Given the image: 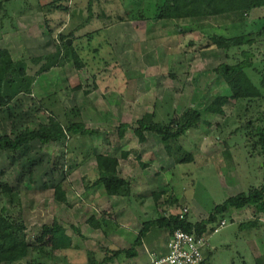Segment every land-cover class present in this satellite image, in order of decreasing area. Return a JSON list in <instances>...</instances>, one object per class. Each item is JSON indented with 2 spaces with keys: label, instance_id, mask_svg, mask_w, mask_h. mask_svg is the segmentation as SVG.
I'll return each mask as SVG.
<instances>
[{
  "label": "rangeland",
  "instance_id": "rangeland-1",
  "mask_svg": "<svg viewBox=\"0 0 264 264\" xmlns=\"http://www.w3.org/2000/svg\"><path fill=\"white\" fill-rule=\"evenodd\" d=\"M47 1L12 0L5 3L8 15L4 19L3 43L10 48L15 60L55 51V40L61 31H65L63 29L70 17L60 12L50 15V26L54 29V34L50 33L41 9V4ZM87 1L72 0L84 8L88 15ZM93 2L92 21L77 33L75 40L71 39L84 65L78 69L73 60H68L63 67H56L40 78L38 85L20 94L11 106L0 110V135L9 133L14 137L26 126L33 128L47 122L49 109L44 105L49 107L54 99L57 102L51 110L63 122L67 116L72 115L68 110L75 106L73 103H78L76 105L81 108L80 112L84 111L82 116L85 114L86 124L105 133L99 136L84 135L82 138L71 135L66 140L48 144L37 140L15 155L11 151H4L0 156V185L8 182L21 191L29 241L34 242L42 226L52 223L55 218L60 219L68 234L74 237L77 248L58 250L53 254L46 248L47 253L41 255V260L47 264H87L88 249L94 250L101 259L108 247L129 246L131 235L122 234V239L116 237L115 233L112 234L115 231L118 233L121 224L126 223L120 217V209L116 211L112 208V202L108 198L91 201L84 196L81 182L83 170L77 167L89 144L117 151L115 144L120 139L117 127L121 123L131 126L126 130L128 139L124 145H132L131 140L138 138L133 133L136 119L146 110L155 108L156 121L165 123L170 113L175 112L185 120L191 115L192 108H199L203 112V118L211 121L213 126H195L180 137L179 141L185 150L194 154V161H174V167L165 170L161 178L157 176L160 173L158 168V173L155 170L149 177L141 176L146 178V182H150L147 198L141 204L143 206L144 203L142 210L140 202L132 198L136 206H133V210L138 212L137 222L154 217H146L145 214L151 212L154 215L155 203L157 212L164 208L167 203L165 201H160L162 205L158 208L162 196L156 200L150 193L157 192L160 187L169 186L165 190L177 197L176 209L182 212L184 208H188L191 220L197 221L202 218V214L209 215L217 204L223 203L228 197L264 184V154L262 147L257 148L254 141L246 136V131L249 130L244 128V124L248 119L244 116L239 118L237 114L240 112L241 115L243 109L229 102L224 107V113L208 111V106L217 95H230L231 91L224 78L213 71L227 60L225 50L217 47L202 48L201 44L206 42L205 36L208 33L215 31L235 35L242 32L243 26L233 24L234 19L229 15L202 19H156L155 12L148 8L147 0H139L137 3L134 0ZM125 7L132 14H142L144 17L121 20L120 15ZM259 11L263 16L264 8ZM5 13L4 11L3 14ZM254 18L252 13L247 14V20ZM63 22H67L64 27L61 26ZM183 27H187L183 34L175 33L177 28L182 30ZM31 70L29 74L33 75L34 70ZM249 72L254 80H259L254 69ZM97 77H106L103 82L107 87L92 94ZM79 81L83 82L90 95L80 91L79 97L78 92H75L73 86ZM124 81H128V85L122 95L115 91L109 92L116 83L120 86ZM104 93L107 97L102 98ZM52 95L57 98L49 97ZM108 99L126 104L129 113L131 108L134 109L122 120L111 117L107 111L100 113L98 108L105 109L109 106ZM97 101L101 104L95 105ZM118 107L121 113L125 111L123 105L119 104ZM247 113L253 117L259 115L253 107ZM152 136L153 142L163 146L158 134L153 133ZM109 144L111 148L108 147ZM207 157L210 160H206ZM89 167L93 178L94 172ZM147 167L149 166L143 168ZM139 171L138 167L135 174ZM58 182L62 183L67 192V203L55 198L54 186ZM132 201L117 199L118 208L130 206ZM92 214L98 218L105 216L108 221L107 234L102 229L91 230L87 226V220ZM222 217L227 220V226L209 237L210 246L206 249L210 250L204 251L206 254L212 252L211 264H257L254 251L248 243L244 244V238L251 239L257 232L256 229L247 227L241 236H237L239 223L231 221L230 213H226L218 217L216 224ZM73 225L80 228L81 234L74 232ZM152 230L158 241L167 242L170 236L168 230ZM35 255L33 252L29 253L23 259V264Z\"/></svg>",
  "mask_w": 264,
  "mask_h": 264
},
{
  "label": "trees",
  "instance_id": "trees-1",
  "mask_svg": "<svg viewBox=\"0 0 264 264\" xmlns=\"http://www.w3.org/2000/svg\"><path fill=\"white\" fill-rule=\"evenodd\" d=\"M10 1L12 0H0V29H3L4 19L8 15L4 5ZM93 1H87L88 15L85 14L84 8L72 0H48L41 4L45 15V25L52 34H54V29L50 26L52 21L50 15L60 12L70 17L68 24H66L67 22L61 24L62 27L66 24L63 29L65 31H61L58 37L56 36L54 52L15 60L8 48H0V110L8 108L21 93L30 90L37 76L56 67H63L70 59L78 69L84 65L75 45L68 44L67 39L75 40L78 36L77 33L92 21ZM134 1L137 3L136 1L139 0ZM147 2L148 8L155 12L156 19H202L229 15L234 19L233 24L243 26L242 32L235 35H226L215 31L208 33L205 36L206 42L201 44L202 48L217 47L225 50L227 60L215 67L213 71L224 78L231 91L230 95H217L208 106V111L224 113V107L229 102L239 105L240 109H243V113L240 115L238 112V117L244 116L248 119V122L244 124V128L249 130L246 131L247 138L254 141L257 148L262 147L264 154V15L247 20V14L251 10L264 8V0H147ZM4 11L5 14H3ZM120 16H122L121 20L144 17L142 14H132L128 7H125ZM186 28L183 27L182 30L177 28L175 33L183 34ZM31 69L34 70L33 75L29 74ZM252 69L256 71L259 77L258 81L250 75L249 70ZM77 87L79 86H74V89ZM49 97L57 98L56 95ZM56 102L57 100L54 99L49 103V107L44 105L49 109L47 122L40 123L33 128L26 126L14 137L9 133L1 134L0 156L4 151H11L15 155L17 151L30 145L34 140L48 144L66 140L71 135L84 136L98 133L97 130L85 125L82 115H80L79 105L68 110L72 115L67 116L63 122L54 110H51ZM252 107L259 114L256 117L247 113ZM201 125L212 127L213 123L203 118L201 109L192 108L191 115L185 120L173 112L170 113L169 119L165 123L156 121L155 112L144 114L136 120L133 131L140 142L147 139L146 132L158 134L168 155L174 158L176 163H183L194 161L195 156L185 150L179 141L180 137L193 127ZM217 125L219 126V123ZM129 128L131 126L128 123L118 125L120 139L125 137L126 130ZM128 153L124 152L123 156L126 157ZM96 161L98 178L90 186L102 185L108 195L122 196L127 202L130 201L133 184L130 179L119 175L118 157L109 153H101L96 156ZM147 165V163L142 164L144 168ZM54 190L55 198L58 201L68 202L67 192L61 182L55 184ZM153 195L158 200L163 192H155ZM244 206L264 211V184L250 188L248 192L228 197L223 203L214 207L208 218L200 221L191 220L189 213L184 214L183 217L180 214L168 216L161 214L157 217L143 219V227L129 247H108L101 259L97 257L94 250L88 249L87 264H109L120 257L133 258L137 256V247L143 243L146 235L153 228L166 229L169 234L180 228L197 236L207 235L208 237L213 233L219 216L229 213L234 208L239 209ZM87 221L93 228L102 229L104 233H108L106 227L108 221L105 216L98 218L92 214ZM74 232L81 234L78 227L74 228ZM46 248H49V253L53 254L54 251L77 248V245L74 243V237L68 234L66 226L58 218H55L50 224H44L35 241L30 242L23 214L22 193L8 182L2 183L0 185V264H23V259L31 252L36 254L35 257L24 264H47L41 260V255L47 253ZM204 256L202 264H211L212 252L205 253Z\"/></svg>",
  "mask_w": 264,
  "mask_h": 264
},
{
  "label": "crops",
  "instance_id": "crops-1",
  "mask_svg": "<svg viewBox=\"0 0 264 264\" xmlns=\"http://www.w3.org/2000/svg\"><path fill=\"white\" fill-rule=\"evenodd\" d=\"M259 10H260V8L253 9V10H251L250 13H252L255 18H258V17L262 16L261 12ZM3 40H5V31H3V29L1 28L0 29V48H8L10 50V48L7 47L3 43ZM10 52H11V50H10ZM12 56H13V54H12ZM50 72L51 71L46 72V73L38 76L37 78H35L32 86L38 85V83H39L38 80L42 77H45L44 75H46ZM97 79L94 83L95 88H94V90L92 89V91H91L92 94L94 93V91L96 93L98 90L106 89V87H107L104 84V82L106 81V77H102V78L97 77ZM103 79H105L104 82H103ZM124 82H126L125 85L123 84ZM124 82L120 86H117V83H116L114 86H112L113 89L109 90V92L113 93L115 91L118 95H122V93L127 90L126 86L128 85L127 84L128 81H124ZM74 86H79V87H77V89H74V90H76L75 92H78V94L80 93V91L83 94H85V92L87 93V90H86L87 88H85V86L83 85V82L79 81L78 84H74ZM74 86H73V88H74ZM90 94H88V95H90ZM80 96L81 95L79 94V97ZM105 96L107 97L106 93H104V95L102 94L101 97L103 98ZM44 100H46V99L44 98ZM107 103L109 104L108 107H106L105 109L98 108L99 110L98 109L97 110L100 113H105L107 111V113H109L111 115V117H115L116 119L121 118V120H122L124 118V116L130 115L131 110L134 109V108H131L130 113H129L128 112L129 109L126 106V104H122V102H120V101L119 102L118 101L112 102L111 100L109 101V99H108ZM73 104L76 105L78 103H73ZM99 104H101V102H98V101L95 102V105H99ZM119 104H121L125 107V111H123L122 113H121V111L118 110ZM91 108H92V106L90 105L89 109H91ZM83 112L84 111L81 112V115ZM154 112L156 113L155 108L146 110V111L142 112L141 115H139L137 117V119H139L144 114H153ZM84 115L85 114H83V116H82L83 121H84L85 125L87 127H89L86 124V120H85ZM103 133L104 132L98 131V133L93 134V136L94 135L99 136ZM133 133H134V131H133ZM152 134H153V132H146V138L147 139L144 142H140L138 138H135V140L134 139L131 140L132 145H129V144L124 145V142L127 141V139H128V132H126L125 137L123 139H119V143L115 144L116 145L115 148L117 149V151H114V152L112 151V149L104 150V149H100L97 145L89 144L87 146L88 147L87 150L85 151L86 153L82 155V158L78 162L77 169L83 170V173L81 176L82 177L81 182H82L83 188H84V190H83L84 196H87L88 199L91 201H98V200H101L102 198L103 199L108 198L112 202L111 203L112 208H114L116 211H119V209H120V211H119L120 217L126 223L121 224L118 233H116V231H115V232H112V234L115 233L116 237H120L122 239H123L122 234L127 233V234L131 235L132 239L129 243V246L131 245V243L134 240L133 237L135 236L134 238H136V235L139 233V231L142 228V221L137 222L136 213L138 214V212L136 211V209L133 210V206L134 207H136V206L134 205L135 201H132V198L136 199L137 202H140L139 205H140V208L142 210L144 208V203H143V206H141V204H142V201L143 200L145 201L147 198V194L149 193L148 185L150 182V180H149V182H146L145 181L146 178H144V177H149V175L153 174L152 171H155L156 168H158L157 170H159V172L161 174L158 173L157 170H156V173H158L157 176L159 178H161V176H164L163 172L165 170H167L170 167L171 168L174 167L173 163L175 160L172 159V157L168 155V153L165 150V147L161 141V138H160V141H161L163 146L157 145L156 142L152 141V137H153ZM134 135H135V133H134ZM77 137L82 138V136H80V135H78ZM35 141H37V140H34L32 143H34ZM108 147L111 148L112 146H110V144H109ZM124 152L125 153L129 152L126 157L123 156ZM101 153H109L113 156L118 157V159H119V166H118L119 175L121 177L130 179L132 181V184H133L132 197L130 200V201H132L131 202L132 206L131 205L130 206L125 205V206H121V208H118L117 199L123 200L124 198L122 196L108 195L102 185L90 186L98 178V173H97V169H96L97 168L96 167L97 166L96 156L98 154H101ZM206 160H210V159H208V157H207ZM143 163H147L149 167L144 169L142 166ZM89 166L92 167V171L94 172L93 178H91V175H90L91 170H90ZM138 167L140 168V171H139V173L137 172V174H135ZM143 175H147V176L141 177ZM164 180H165V178H164ZM83 181H84V183H83ZM166 185H169V184L167 183ZM168 187L167 188L160 187L157 190V192H160V191L163 192L162 198L159 199V202L160 201L161 202L162 201L167 202L164 204V208L163 209L160 208V206L162 205L161 202H160V204L158 203V208H160V209H159V212H157L156 208H155L156 207V203H155L153 206V209H155L154 215H152L151 212H149V213L147 212L145 214L146 217H149V216L157 217L161 214L166 215V216H168L170 214H180L181 210L180 209L177 210L176 209L177 205L175 204L177 197L172 196L169 190H165V189H168ZM145 191H147V192H145ZM150 193H151V195H153L154 192H150ZM169 194L172 197H170ZM145 211H147V210H145ZM142 213H144V212H142ZM229 213L232 217L231 221L235 220V221H237V223H239V232L237 233V236H241L242 232L247 227L256 229L257 232H255L253 234V237L251 239L244 238V242H245L244 244L248 243L249 247L254 251V255H255L257 264H264V211L263 210L259 211L255 207L244 206V207L239 208V209H232V210H230ZM201 217L202 218H200L197 221L208 218V215L205 214V216H203V214H202ZM125 219H126V221H125ZM222 219H225V218L223 217ZM86 224L91 230L92 229L95 230V228H93L88 221ZM75 227H78V226L73 225V228H75ZM212 234H210L207 237L208 241H207V245L204 248V251L207 247L210 246L209 237ZM168 240H169V238H168ZM168 240H167V242L158 241L157 235H154L153 230L151 229L148 232V234L146 235L143 243L137 247V251H138L137 256H135L133 258H128V259L124 258V257H120V258L114 260L113 262H109V264H126V263H128V264H150V253L151 252L156 251V252L161 253V254L168 252V249H167ZM206 250L209 251L210 249L209 250L206 249Z\"/></svg>",
  "mask_w": 264,
  "mask_h": 264
},
{
  "label": "built area",
  "instance_id": "built-area-1",
  "mask_svg": "<svg viewBox=\"0 0 264 264\" xmlns=\"http://www.w3.org/2000/svg\"><path fill=\"white\" fill-rule=\"evenodd\" d=\"M188 212L189 209L184 208L180 212L181 217ZM227 223L226 219L220 220L213 228V233L219 232ZM207 239V235L197 236L183 229H176L169 236L168 252L164 254L151 252L150 264H202L205 259L204 248Z\"/></svg>",
  "mask_w": 264,
  "mask_h": 264
},
{
  "label": "water",
  "instance_id": "water-1",
  "mask_svg": "<svg viewBox=\"0 0 264 264\" xmlns=\"http://www.w3.org/2000/svg\"><path fill=\"white\" fill-rule=\"evenodd\" d=\"M67 43L68 44H71L72 43V40L69 38V39H67Z\"/></svg>",
  "mask_w": 264,
  "mask_h": 264
}]
</instances>
